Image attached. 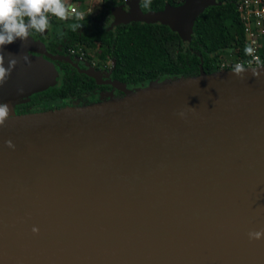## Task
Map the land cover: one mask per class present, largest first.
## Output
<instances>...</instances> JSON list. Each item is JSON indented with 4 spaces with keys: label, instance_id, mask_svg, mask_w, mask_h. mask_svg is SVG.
Returning a JSON list of instances; mask_svg holds the SVG:
<instances>
[{
    "label": "water",
    "instance_id": "obj_1",
    "mask_svg": "<svg viewBox=\"0 0 264 264\" xmlns=\"http://www.w3.org/2000/svg\"><path fill=\"white\" fill-rule=\"evenodd\" d=\"M217 4L144 12L125 0L110 27L160 23L187 44L197 16ZM43 48L30 36L4 48L5 66L9 53L18 62L0 101L11 107L56 82L54 67L32 56ZM245 67L207 73L201 58L194 76L114 82L123 96L9 114L0 264H264V239L248 237L264 228V64Z\"/></svg>",
    "mask_w": 264,
    "mask_h": 264
},
{
    "label": "trees",
    "instance_id": "obj_2",
    "mask_svg": "<svg viewBox=\"0 0 264 264\" xmlns=\"http://www.w3.org/2000/svg\"><path fill=\"white\" fill-rule=\"evenodd\" d=\"M71 1L80 6L86 2ZM217 1L221 4L206 7L197 16L191 39L185 44L176 32L160 23L132 21L130 24H119L108 29L111 8L120 5L124 0H101L102 9L96 15L85 16L81 21L74 20L75 23L82 24L79 28L82 30L71 31L73 39L67 48L78 50L77 54L84 51L89 55L91 48L99 42L98 48L102 51L100 56L109 57L113 61V75L116 80L129 82L132 89L147 86L153 80L194 76L199 72L201 58L203 69L207 73L220 69L224 61H230L229 67H234L240 59L246 66L249 55L244 52L247 45L237 10L238 0ZM166 3L178 5L181 0H151L148 8H144V0H140V7L144 12L155 11L162 9ZM77 33H82V36L77 38ZM259 54L260 64H264V37ZM123 95H102L98 101L69 107H80ZM47 97L54 99L56 96L48 93Z\"/></svg>",
    "mask_w": 264,
    "mask_h": 264
},
{
    "label": "flooded vegetation",
    "instance_id": "obj_3",
    "mask_svg": "<svg viewBox=\"0 0 264 264\" xmlns=\"http://www.w3.org/2000/svg\"><path fill=\"white\" fill-rule=\"evenodd\" d=\"M96 14L88 16L93 17ZM74 20L72 16L67 20H61L49 14L50 29L45 30L43 33L35 31L30 33L29 36L33 40H40L44 44L41 53L31 52L32 56L46 61L47 65L54 67L58 75L56 82L48 88L33 92L27 97L17 98L18 101L11 106L15 114L95 102L100 100L102 95L107 94L116 96L124 94L114 85V82L129 89L133 88L129 82H118L116 80L117 78L113 75V61L109 57L102 58L100 56L102 51L98 48L99 42H96V46L91 48L89 55L85 54L84 51L77 54L78 50L72 52L67 48L69 42L73 39V34L67 25L75 23ZM112 20L113 16L111 15L108 29L113 27H110ZM130 23H118L116 25ZM80 30L78 29L79 32ZM60 32H63L64 35L60 36ZM81 36L82 33L76 35L77 38ZM67 87L69 88L67 89ZM48 93L56 97L54 99L47 97ZM0 103L5 102L0 101Z\"/></svg>",
    "mask_w": 264,
    "mask_h": 264
},
{
    "label": "clouds",
    "instance_id": "obj_4",
    "mask_svg": "<svg viewBox=\"0 0 264 264\" xmlns=\"http://www.w3.org/2000/svg\"><path fill=\"white\" fill-rule=\"evenodd\" d=\"M151 0H144L143 7L148 8ZM49 14L61 20H67L71 15L76 21L84 19V14L76 11L70 5L66 4L64 0H0V86L8 80L12 70L17 64V58L12 54H7V66H5V53L4 48L14 43L17 39L25 41L30 33L35 31L43 33L45 30L50 29ZM71 31H76L82 27L79 22L67 25ZM60 36L64 33L60 32ZM255 49L251 45L244 48L246 55L253 56ZM25 63H30L29 57L24 55L22 57ZM256 63L260 64L261 61L255 57ZM246 70L242 63H236L233 73L241 76ZM253 76L258 77L261 73L257 69H251ZM9 105L7 103H0V126H4L7 119H9ZM183 117L184 112L178 113ZM9 147H14L12 141H6ZM32 231L38 232L35 226ZM250 240L264 239V228L248 232Z\"/></svg>",
    "mask_w": 264,
    "mask_h": 264
},
{
    "label": "built area",
    "instance_id": "obj_5",
    "mask_svg": "<svg viewBox=\"0 0 264 264\" xmlns=\"http://www.w3.org/2000/svg\"><path fill=\"white\" fill-rule=\"evenodd\" d=\"M64 2L78 11V6L75 2L66 0ZM237 10L243 24L245 43L255 49L253 56H249L247 59L246 66L257 65L255 57L260 60L259 48L264 37V3L262 0H238ZM241 62L240 59L236 61V63ZM230 64V61H224L221 64V68H228Z\"/></svg>",
    "mask_w": 264,
    "mask_h": 264
},
{
    "label": "rangeland",
    "instance_id": "obj_6",
    "mask_svg": "<svg viewBox=\"0 0 264 264\" xmlns=\"http://www.w3.org/2000/svg\"><path fill=\"white\" fill-rule=\"evenodd\" d=\"M66 1H71V0H66ZM77 6L79 12L88 16L99 12L102 8V3L101 0H86L84 5L80 6V4H77ZM9 109H10L9 114H15L14 110H12V107H9Z\"/></svg>",
    "mask_w": 264,
    "mask_h": 264
}]
</instances>
